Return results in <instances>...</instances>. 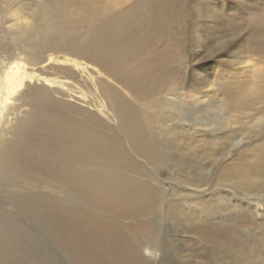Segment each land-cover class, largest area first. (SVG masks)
I'll list each match as a JSON object with an SVG mask.
<instances>
[{
  "label": "bare ground",
  "instance_id": "1",
  "mask_svg": "<svg viewBox=\"0 0 264 264\" xmlns=\"http://www.w3.org/2000/svg\"><path fill=\"white\" fill-rule=\"evenodd\" d=\"M227 1L0 0L4 21H15L9 28L8 49L0 57V107L4 112L24 106L26 95L31 93L26 105L40 110L23 111L16 139L5 141L0 137L2 168L10 166V155L28 156L23 149L27 130L33 137L52 143L55 150L44 164L57 174H48L45 181H56V187L71 190L87 204L49 200L41 216L51 225L57 243L70 249L79 264H161L155 251L163 243L149 219L154 213L156 191L144 180L129 178L121 167L110 174L100 169L103 159L95 158V150L105 151L110 155L106 161H112L119 155L118 146L92 133L86 135L66 127L68 113L64 112L87 104L88 109H99H90L87 120L102 131L109 126L108 118L137 127V108L118 85H110L99 71L123 83L133 91V98L152 97L175 77H185L186 68L198 65L193 59V64L187 66L186 59V34L189 25L195 23L192 17L196 11H203L207 21L202 34L205 41L197 50L202 48L209 60L220 52H232L245 28L233 21L235 7ZM230 2L237 6L245 2L252 9L249 1ZM255 19V27L264 30V19ZM248 35L252 39V34ZM235 59L238 62L234 64L244 62L239 55ZM172 89L178 92L177 98L180 87L176 84ZM102 91L106 95H101ZM141 105L149 109V104ZM117 172L122 173L120 177ZM0 184L12 193V205L36 214L40 202L22 203L13 195V191L24 188L22 185L14 187L10 181L3 182L1 176ZM228 239L242 249H255L240 236ZM211 261L227 264L225 253ZM0 264L10 263L0 257Z\"/></svg>",
  "mask_w": 264,
  "mask_h": 264
},
{
  "label": "rangeland",
  "instance_id": "2",
  "mask_svg": "<svg viewBox=\"0 0 264 264\" xmlns=\"http://www.w3.org/2000/svg\"><path fill=\"white\" fill-rule=\"evenodd\" d=\"M230 1L227 5L236 12L233 21L245 28L232 52H220L209 60L202 48L197 50L205 41L202 34L207 21L203 11H196L192 17L195 23L186 34V59L187 66L193 59L198 65L186 68L185 77H175L152 97L133 98V91L123 83L99 71L137 108V127L108 118L109 126L102 131L87 120L90 109H99H88L87 104L64 112L68 113L66 127L118 146L119 155L112 161H106L110 155L105 151L95 150V158L103 159L100 169L110 174L121 167L129 178L144 180L156 191L149 219L163 243L155 251L161 264H214L211 260L223 253L227 264H264V30L255 27V17L264 19V0H244L252 9L245 2L237 6ZM4 20L0 11V57L8 49L9 28L15 22ZM236 55L244 62L234 64ZM258 68L263 71L260 76ZM176 84L180 87L177 98L178 92L172 89ZM30 95H26L24 106L5 109V113L0 107L1 139H16L24 112L40 111L26 105ZM142 102L149 104V109ZM23 149L28 156L10 155L7 169L0 161V176L3 182L24 187L13 191L22 203H40L36 214L17 208L11 204L10 190L0 184V257L10 264H79L70 249L57 243L41 213L45 214L49 200L87 203L71 190L56 187V181H45L48 174H57L44 164L55 150L50 141L35 138L27 130ZM117 174L120 177L122 173ZM230 236H240L255 249L236 246Z\"/></svg>",
  "mask_w": 264,
  "mask_h": 264
}]
</instances>
